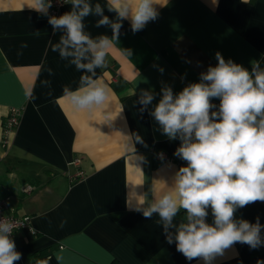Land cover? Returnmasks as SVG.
Masks as SVG:
<instances>
[{
  "label": "crops",
  "instance_id": "0c3cea01",
  "mask_svg": "<svg viewBox=\"0 0 264 264\" xmlns=\"http://www.w3.org/2000/svg\"><path fill=\"white\" fill-rule=\"evenodd\" d=\"M84 2L93 8L83 18L84 32L112 40L94 74L52 50L65 32L49 23L44 2L46 11L35 0H0V196L34 231L10 236L21 253L14 264H204L177 251L175 227L166 233L158 214L145 218L134 210L141 197L148 207L167 194L186 165L174 155L180 140H169L151 113L162 89L177 94L199 82L217 65V53L250 72L254 63L264 70V0H157V17L135 32L130 19L109 11L112 0ZM73 10L70 0L58 17ZM103 16L121 24L115 39L111 23L98 26ZM82 76L107 85L104 105L69 106L64 88H80ZM145 91L153 95L146 106L140 103ZM11 107L21 118L3 147L2 123ZM78 170L83 177L71 184ZM235 215L251 223L259 218L264 226V202ZM185 217L181 209L173 225ZM251 250L236 243L212 264H246Z\"/></svg>",
  "mask_w": 264,
  "mask_h": 264
},
{
  "label": "clouds",
  "instance_id": "9594fccd",
  "mask_svg": "<svg viewBox=\"0 0 264 264\" xmlns=\"http://www.w3.org/2000/svg\"><path fill=\"white\" fill-rule=\"evenodd\" d=\"M71 2L73 11L49 19L54 29L65 32L52 50L61 58H71L78 70L94 74L96 68L104 66L112 40L107 36L94 40L86 34L82 21L93 8L84 0ZM156 2L126 0L122 4L121 0H112L115 9L110 7L109 11L115 10L121 21L130 19L135 32L157 17ZM35 5L37 10L46 11L43 0H35ZM94 11L103 14L99 4ZM110 23L115 39L119 22L112 23L103 16L98 26ZM216 59L217 65L209 66L199 82L177 94L170 87L162 89L151 115L169 140H180L174 155L186 165L175 173L174 187L167 194L148 207H142L145 201L141 197L134 209L145 218L158 214L166 233L175 227L177 251L189 261L202 259L204 264H212L236 243L251 249L264 244V226L259 218L251 223L235 215L240 208L264 202V70L254 63L250 72L231 60L225 62L220 53ZM81 85L75 91L64 88L67 103L74 110L102 106L108 100L109 90L103 82L82 76ZM152 100L153 95L145 91L140 103L146 106ZM213 100H219L218 110H213L217 108ZM135 141L142 143L139 135ZM129 147L134 150L133 145ZM181 209L186 212V222L174 226L173 219ZM13 227L0 222V264H14L21 258L15 241L10 239ZM167 241L173 242L171 234Z\"/></svg>",
  "mask_w": 264,
  "mask_h": 264
},
{
  "label": "built area",
  "instance_id": "2783aa9c",
  "mask_svg": "<svg viewBox=\"0 0 264 264\" xmlns=\"http://www.w3.org/2000/svg\"><path fill=\"white\" fill-rule=\"evenodd\" d=\"M70 0H43L45 3V6L50 3L51 7H47L48 13L51 17L59 16L60 9L69 2ZM214 104H216L217 108L213 109L218 110L219 102L213 101ZM21 118V110L16 107H11L8 111V113L5 115L2 126H3V139H2V146L7 147L10 143V137L15 132L19 125V121ZM159 157H163L166 161L170 160V157L168 155H165L163 153L158 154ZM80 160L78 158H75L72 161V164L76 167L79 166ZM83 177V174L81 171H77L73 176L70 177L71 182L77 181L78 179H81ZM27 190H30L31 187L27 186ZM0 222H9L11 223L13 227L12 234L19 230H29L32 233H34L29 218L26 216H18L15 215L14 212L10 209L9 206V198L8 197H1L0 196ZM11 234V235H12Z\"/></svg>",
  "mask_w": 264,
  "mask_h": 264
},
{
  "label": "trees",
  "instance_id": "16d2710c",
  "mask_svg": "<svg viewBox=\"0 0 264 264\" xmlns=\"http://www.w3.org/2000/svg\"><path fill=\"white\" fill-rule=\"evenodd\" d=\"M75 181H72L73 184ZM261 237L264 239V227L261 228ZM246 264H264V244H261L257 249H252L250 260Z\"/></svg>",
  "mask_w": 264,
  "mask_h": 264
}]
</instances>
